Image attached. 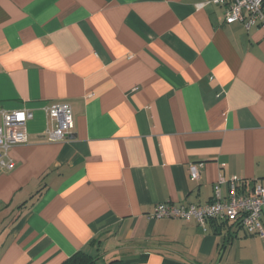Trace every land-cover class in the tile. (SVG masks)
Masks as SVG:
<instances>
[{"label":"crops","instance_id":"obj_1","mask_svg":"<svg viewBox=\"0 0 264 264\" xmlns=\"http://www.w3.org/2000/svg\"><path fill=\"white\" fill-rule=\"evenodd\" d=\"M224 12L215 0H0V112H34L15 168H0V264L79 250L264 264V238L236 224L151 217L160 203H209L221 178L223 197L234 178L264 179V28ZM56 103L75 123L61 141L46 136Z\"/></svg>","mask_w":264,"mask_h":264},{"label":"built area","instance_id":"obj_2","mask_svg":"<svg viewBox=\"0 0 264 264\" xmlns=\"http://www.w3.org/2000/svg\"><path fill=\"white\" fill-rule=\"evenodd\" d=\"M217 5L225 7L223 21L227 24L245 22L247 28L257 25L264 28V0H215ZM51 127L46 136L52 141L69 138L74 129V116L69 103H56L46 107ZM34 112L28 109L12 112H0V168L11 171L16 163L11 158L12 148L28 141L27 123L33 119ZM201 163H191V178H200ZM214 186V197L207 204L160 203L151 217L155 219L171 218L196 220L205 228L208 220H221L233 223L247 234L264 238V179L252 181H229V196L223 197L220 183Z\"/></svg>","mask_w":264,"mask_h":264},{"label":"trees","instance_id":"obj_3","mask_svg":"<svg viewBox=\"0 0 264 264\" xmlns=\"http://www.w3.org/2000/svg\"><path fill=\"white\" fill-rule=\"evenodd\" d=\"M90 243L91 245H95L96 240H92ZM63 264H125V262L124 260L121 259H110L106 261L104 260L100 252H96V254H92L86 250H79L71 257L66 259L63 262Z\"/></svg>","mask_w":264,"mask_h":264},{"label":"rangeland","instance_id":"obj_4","mask_svg":"<svg viewBox=\"0 0 264 264\" xmlns=\"http://www.w3.org/2000/svg\"><path fill=\"white\" fill-rule=\"evenodd\" d=\"M1 227H3V226H1Z\"/></svg>","mask_w":264,"mask_h":264},{"label":"water","instance_id":"obj_5","mask_svg":"<svg viewBox=\"0 0 264 264\" xmlns=\"http://www.w3.org/2000/svg\"><path fill=\"white\" fill-rule=\"evenodd\" d=\"M42 137H44V136H42Z\"/></svg>","mask_w":264,"mask_h":264}]
</instances>
